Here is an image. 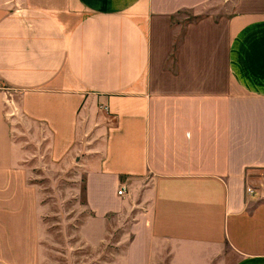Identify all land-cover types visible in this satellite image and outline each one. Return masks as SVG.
I'll list each match as a JSON object with an SVG mask.
<instances>
[{
    "label": "crops",
    "instance_id": "0c3cea01",
    "mask_svg": "<svg viewBox=\"0 0 264 264\" xmlns=\"http://www.w3.org/2000/svg\"><path fill=\"white\" fill-rule=\"evenodd\" d=\"M214 1L0 0V212L34 197L28 134L79 157L89 219L123 225L118 264H264L245 190L264 170V12L169 35Z\"/></svg>",
    "mask_w": 264,
    "mask_h": 264
},
{
    "label": "rangeland",
    "instance_id": "374dc122",
    "mask_svg": "<svg viewBox=\"0 0 264 264\" xmlns=\"http://www.w3.org/2000/svg\"><path fill=\"white\" fill-rule=\"evenodd\" d=\"M242 12H264V0H215L201 15L180 12L172 19L169 35L178 36L186 24L199 17L217 22ZM172 45L175 47V43ZM15 125L26 132L18 116ZM15 137L27 142L24 147L28 150L16 153L24 156L27 181L36 189L30 200L27 196L15 198L7 211L0 212V264H118L123 225L116 215L105 221L89 219L79 157L59 165L44 150L47 141L38 144L22 133ZM249 184L255 203L264 202V170L252 173Z\"/></svg>",
    "mask_w": 264,
    "mask_h": 264
},
{
    "label": "built area",
    "instance_id": "2783aa9c",
    "mask_svg": "<svg viewBox=\"0 0 264 264\" xmlns=\"http://www.w3.org/2000/svg\"><path fill=\"white\" fill-rule=\"evenodd\" d=\"M124 190H125V187H124V186H121V187L117 190V193H118L119 195H121V194L124 192ZM245 190H246V194L249 195V196L252 195L253 192H254L253 189H252V187L249 186V185L246 186Z\"/></svg>",
    "mask_w": 264,
    "mask_h": 264
},
{
    "label": "trees",
    "instance_id": "16d2710c",
    "mask_svg": "<svg viewBox=\"0 0 264 264\" xmlns=\"http://www.w3.org/2000/svg\"><path fill=\"white\" fill-rule=\"evenodd\" d=\"M83 191H84V189H83Z\"/></svg>",
    "mask_w": 264,
    "mask_h": 264
}]
</instances>
